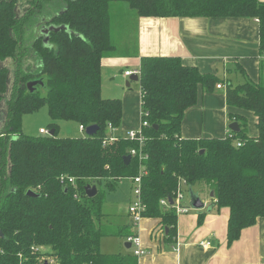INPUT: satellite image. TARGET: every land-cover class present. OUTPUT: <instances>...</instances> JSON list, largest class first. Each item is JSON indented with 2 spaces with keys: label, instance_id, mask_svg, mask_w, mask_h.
<instances>
[{
  "label": "trees",
  "instance_id": "1",
  "mask_svg": "<svg viewBox=\"0 0 264 264\" xmlns=\"http://www.w3.org/2000/svg\"><path fill=\"white\" fill-rule=\"evenodd\" d=\"M28 1L29 7L41 9L49 0ZM16 5L17 0H0V61L11 62L0 68V264H43V247L51 249L56 264H138L131 252H102L100 241L135 235L131 224L104 221L103 205L105 194L121 179L139 175L141 167L142 216L159 219L168 243L176 241L177 213L160 200L174 197L181 181L187 187L199 183L201 191L212 190L216 210L228 208L227 245L264 217L261 78L252 79L235 63V71L226 72H237L242 81L232 83L227 77L221 84L216 73L184 64L179 56H141V120L148 123L142 127V144L113 132L121 126L122 101L101 94L102 58L137 55L136 41L132 48H118L117 16L251 18L257 20L259 53L264 55V0H53V24H64L70 32L51 31L48 45L40 39L32 44L33 59L40 63L37 73L28 69L22 47L28 20L17 14ZM31 79L43 80L33 92L26 89ZM217 84L224 85L230 109L254 115L255 136L248 134L246 117L233 110L228 117L230 123H238L237 132L229 129L225 137L181 136L185 111L201 92ZM44 104L53 134H24L22 115ZM61 120L85 128L96 124L98 130L60 137ZM87 184L97 187L94 197L85 195ZM28 190L36 195H27Z\"/></svg>",
  "mask_w": 264,
  "mask_h": 264
},
{
  "label": "crops",
  "instance_id": "2",
  "mask_svg": "<svg viewBox=\"0 0 264 264\" xmlns=\"http://www.w3.org/2000/svg\"><path fill=\"white\" fill-rule=\"evenodd\" d=\"M135 39L137 55L102 58V96L103 75L105 73L110 76V82L113 83L111 87L116 88L118 82L122 83L119 74L122 66L133 64L139 67L140 58L145 55L179 56L184 64L196 65L202 72L215 73L217 65L222 62L224 79L230 76L226 69L235 63H239L245 71H248L246 72L252 79L261 78L264 81V55L259 53L258 23L251 18L139 17ZM10 63L8 61V65ZM133 70L136 69H131V71ZM124 72L123 77H128L125 76ZM256 72L257 76L254 77ZM105 96L111 97L113 95L106 93ZM207 103L215 106L221 105L219 102L214 104L210 97L201 92L197 103L185 111L181 123L182 137H225L228 134L229 127L224 133L219 132L217 135L202 134L199 120L203 118L204 113L208 112L211 115L210 112H212L209 107H206ZM225 107H227L228 113L231 110L238 111L230 109L226 102ZM220 108L215 107V111H221ZM141 113L140 101V116ZM190 122L196 124L197 129ZM126 124L127 120L124 119L122 103L121 126L116 132L126 134L122 129V126ZM223 124L227 125L225 118ZM256 134L257 132L254 135H249L255 136ZM209 198L204 200V208L200 209L196 215H189L187 224L178 223L180 214H177L175 243L165 241L158 218L143 217L144 221L141 223V228L136 235L141 236V245L145 253L138 257V264H264V217L257 218L254 225L244 228L240 237L231 245H227L226 226L229 210L224 207L222 211L215 212V206L212 205L213 200L211 197ZM200 213H203L202 222L198 224L197 220ZM107 216L106 221L112 223ZM124 216L126 221H123V224H112H131L128 210L124 212ZM118 237L112 236V238ZM121 238L125 241L124 247L133 251L131 246L130 248L125 246L126 239ZM207 241L210 242V245H203ZM101 242L102 239L100 249L104 253L123 252L114 248H104Z\"/></svg>",
  "mask_w": 264,
  "mask_h": 264
},
{
  "label": "rangeland",
  "instance_id": "3",
  "mask_svg": "<svg viewBox=\"0 0 264 264\" xmlns=\"http://www.w3.org/2000/svg\"><path fill=\"white\" fill-rule=\"evenodd\" d=\"M30 2L28 0H17L16 11L18 15L25 14ZM36 9V8H35ZM139 17L136 15H129L127 14L126 17L122 16V19L117 16L115 18V31H114V38L117 42L118 48L123 49V47L132 48L135 45V38H136V28L137 22ZM45 29V28H43ZM26 32V31H25ZM28 33V32H27ZM27 33L24 35V40L27 39ZM30 39H28L29 41ZM27 43V41H26ZM31 42H29L28 49L31 50ZM222 62H219L217 65V71L215 72L216 75L221 80L224 79L223 69H222ZM235 66L231 65L235 71ZM137 65L127 64L122 66V70L119 72L121 82L116 84V88H112V82H110V76H107L105 73L103 75V96L106 93H110L111 97L119 98L122 100L123 103V113L124 119L126 118L127 124L122 126L124 133L129 132L130 130L139 131L141 127V116H140V97H139V84L138 80H130V85L126 86L125 81L129 79V76L124 78L123 72L125 70L131 69H138ZM247 71V70H246ZM248 72V71H247ZM226 75V74H225ZM257 76V72L254 74V77ZM231 79L232 83H236V81H242L241 76L234 72L228 76ZM107 82V83H106ZM106 83V84H105ZM44 92V90H43ZM208 97L212 99L214 104L218 102L221 104L220 106L211 105V103H207L206 107H209L212 112L209 115L208 112L204 113L203 118L199 120L200 128L202 134L209 133L211 135H217V133H224L230 124V119L228 117L227 107H225L224 101V85L221 90H218L214 87L212 91L204 92ZM110 97V96H109ZM215 107H221L219 112L215 111ZM225 107V109H224ZM226 110V111H225ZM239 114H242L247 119L248 124V133L250 135H254L257 132L256 129V121L254 115L248 110H238L234 111ZM227 120V125L223 124V119ZM52 120L48 114L47 105L44 104L37 109L25 112L21 118V128L24 134L27 135H39V129L44 128L49 130L50 124ZM192 126L197 129L196 124L190 122ZM58 136L60 137H79L87 135L85 132L80 131L79 125L71 120H61L58 121ZM134 182L131 178H123L118 187L113 192H107L105 194V203L103 205V211L107 216L108 220L112 223H119L123 224V221H126V217L124 216V212L128 210V207L136 201V195L134 193ZM101 191H104L103 185H99L98 187ZM192 193L194 195H198L201 200L204 202L206 199H210V191L203 190L201 191L200 184L194 185L191 187ZM183 205L187 206L188 210L185 213H181L179 215L178 223L187 224L189 222V215H196L199 210L192 208L191 206V193L189 187L183 186ZM224 207H221L219 210L215 209V212L222 211ZM106 221V219H103ZM144 219L139 222L138 225H132L131 231L134 233H138L141 228V223H143ZM140 240L141 236L139 235ZM124 240L121 237L118 238H110V237H103L102 238V246L108 249H117L118 251H123L120 253H124L127 250L124 247ZM42 256L40 260H43V264H56L55 258L51 255L50 248H41Z\"/></svg>",
  "mask_w": 264,
  "mask_h": 264
},
{
  "label": "built area",
  "instance_id": "4",
  "mask_svg": "<svg viewBox=\"0 0 264 264\" xmlns=\"http://www.w3.org/2000/svg\"><path fill=\"white\" fill-rule=\"evenodd\" d=\"M257 21V20H255ZM125 76H130L132 74H137L139 75V70H126L124 72ZM216 88L220 89L223 88V85H216ZM148 123L144 120H141V127L139 131H134V130H130L129 132L126 133V136H128L130 139L132 140H136L139 144H142L144 141V133L142 131V127L143 126H147ZM80 130L85 131V127L80 125ZM113 132H116V130L114 129ZM39 134L42 135H49V130L44 129V128H40L39 129ZM240 142H237V145H240ZM131 154H135V150L132 149L130 151ZM144 169H140V174L143 172ZM140 174L133 177V182H134V193L136 195V201H134L129 207H128V214L129 217L131 219V223L132 225H138L139 222L143 219L142 216V212L144 210V206L141 202V187H140V183H141V179H140ZM73 179H70V182H72ZM183 186H184V181L180 182V186L177 188L176 192L174 193V197H171L173 200V204L170 205L168 202V198H163L160 200V204L164 205V206H172L174 208V210L176 211L177 214H181V213H185L187 212L188 208L187 206L183 205ZM135 235H129L126 238L127 242H130L131 247L133 248L132 253L139 257L141 255H143L145 253L144 248L141 245V240L139 238L138 235H136V233H134ZM203 245H210V242H204Z\"/></svg>",
  "mask_w": 264,
  "mask_h": 264
},
{
  "label": "water",
  "instance_id": "5",
  "mask_svg": "<svg viewBox=\"0 0 264 264\" xmlns=\"http://www.w3.org/2000/svg\"><path fill=\"white\" fill-rule=\"evenodd\" d=\"M43 28H45V29H43ZM43 28H41L39 32H40V35L43 36L45 43L48 40V34L51 31H59V30L64 29V30L70 32L68 27L66 25H64V24H59V25L51 24L49 27H43ZM6 65H8V61H3V62L0 61V68L4 67ZM138 79H139V75L132 74V75L129 76V79L126 81L125 84H126V86H129L130 85V80H136L137 81ZM42 84H43V80L42 79L30 80V81H28L26 83V89L29 92H33L35 86H37V85L41 86ZM0 119H1V115H0ZM153 127L157 128L156 125H154ZM228 127H229L230 130L235 131V132H237L239 130V126H238V123L236 121L231 122ZM97 130H98V126L96 124H92V125H89V126H87L85 128V133L87 135H93V134L96 133ZM52 134H53V130H50L49 131V135H52ZM202 152H203V150H200V153H202ZM130 159H131L130 155L125 156L124 157V162L126 164H128ZM189 190H190V193H191V206H192V208L197 209V210H200V209L204 208L205 205H204L203 201L201 200V198L198 195H194L192 193L191 187H189ZM84 192H85V195L87 197H90V198L94 197L97 194V187L95 185L87 184L84 187ZM26 194L27 195H31V196H35L36 195L31 190H28L26 192ZM210 197L211 198L213 197V191L212 190L210 191ZM168 202H169L170 205L173 204V200H172L171 197H168ZM165 232H167V228H165ZM0 236H2L1 231H0ZM125 246L127 248H130V246H131L130 242H126Z\"/></svg>",
  "mask_w": 264,
  "mask_h": 264
},
{
  "label": "flooded vegetation",
  "instance_id": "6",
  "mask_svg": "<svg viewBox=\"0 0 264 264\" xmlns=\"http://www.w3.org/2000/svg\"><path fill=\"white\" fill-rule=\"evenodd\" d=\"M45 6L41 9H38L35 6H31L27 9L25 14H22L26 16L27 26L24 29L23 33V39H22V47L25 50V55H27L26 61H29L28 69L31 73H37L39 71L40 63L38 61H35L33 58L36 56L32 53V48L34 42L38 39L42 41L43 44L48 45L50 43V33L48 34V40L46 43L44 42V38L42 35H40V29L43 27H49L51 24H53V0H49L44 3ZM48 5V6H47ZM36 8V9H35ZM26 31V32H25ZM28 32V33H27ZM27 33V43L24 40V35ZM28 39H30L28 41ZM29 42H31V50L27 48L29 46ZM30 55V56H29ZM25 59V58H24ZM35 80V79H31ZM38 88V85L34 87V90ZM28 91V90H27Z\"/></svg>",
  "mask_w": 264,
  "mask_h": 264
}]
</instances>
